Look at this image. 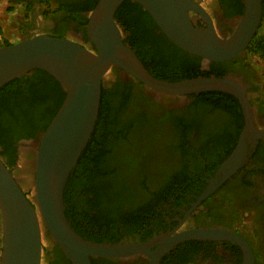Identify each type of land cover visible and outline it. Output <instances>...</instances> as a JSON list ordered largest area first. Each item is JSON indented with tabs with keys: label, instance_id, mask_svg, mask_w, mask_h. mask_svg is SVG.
<instances>
[{
	"label": "water",
	"instance_id": "obj_1",
	"mask_svg": "<svg viewBox=\"0 0 264 264\" xmlns=\"http://www.w3.org/2000/svg\"><path fill=\"white\" fill-rule=\"evenodd\" d=\"M124 0H98L87 13L86 33L92 48L65 36L35 33L0 46V87L34 69L46 71L60 84L65 95L44 131L32 147L34 196L30 200L14 174L0 157V264H41L42 230L71 264H92L91 257L126 260L141 253L158 264L174 244L188 240H229L242 250V264H254L249 244L235 231L221 227H198L172 231L147 242H95L82 237L64 214L63 190L69 174L85 148L94 127L105 75L120 69L156 95L186 97L206 90L234 95L241 106L244 126L229 155L198 201L224 182L247 158L249 145L264 141V130L254 120L252 105L239 77L198 76L180 81L154 77L134 50L124 43L114 17ZM148 12L159 29L177 47L197 55L203 62L225 61L241 54L252 41L262 16L261 0H242L243 12L229 35L216 31L207 11L193 0H133ZM197 13L206 26L190 15ZM24 149H28L24 147ZM159 244L154 252L150 247Z\"/></svg>",
	"mask_w": 264,
	"mask_h": 264
},
{
	"label": "flooded vegetation",
	"instance_id": "obj_2",
	"mask_svg": "<svg viewBox=\"0 0 264 264\" xmlns=\"http://www.w3.org/2000/svg\"><path fill=\"white\" fill-rule=\"evenodd\" d=\"M48 1V3H41L40 5L36 2L29 8V17L22 22L23 29L21 31L24 37L35 33L67 36L92 48L86 33V24H80V18H87L88 12L79 11L74 17L72 12L68 10L71 5L86 0ZM193 1L207 11L216 31L223 36L232 32L238 16L243 12L242 8V12L238 13V3L243 4L242 0L239 2L238 0ZM36 5L39 6L36 7ZM59 7L61 8L57 10ZM190 15L200 27L206 26V22L197 13L190 12ZM263 17L264 11H262L259 27ZM118 24L123 38L127 37L128 33L124 27L120 22ZM155 25L152 27L153 31L157 34L163 33L156 23ZM250 43L241 54L234 58L216 62L227 63L230 69L229 74L240 78L252 105L255 123L264 130V87L257 81L255 72L246 59L250 53ZM201 63L207 64L209 62L205 63L201 58ZM111 71L114 72L113 78L106 79L104 77V86H113L114 81L130 83L132 86L126 110L121 113L122 117L134 118L138 114L143 117V120L140 121L142 126L135 128L134 132L130 134L132 140L116 145L114 148L116 159L120 163L117 165L121 167V177L129 181L138 180L141 182V186L128 189L127 199L116 208L113 214L114 230L112 229L110 234L112 240L139 243L161 238L174 230L221 227L240 234L251 248L254 264H264V146L260 145L264 141L259 139L254 147L249 145L247 158L243 165L208 196L198 201L199 196L221 164L215 165L222 154L221 146L209 145L206 149L205 145L201 144L203 138L194 131L189 137L190 142L183 148H180L177 143L174 144L175 148L171 147L174 142L169 144L161 141L153 142L156 134H160V127H154L155 131L151 126L144 125V111L151 115L154 112L156 114V110L159 109L161 112L165 108L185 118L200 115L202 120L199 129L203 136L219 128L212 123L219 119L218 116H223L220 114H207L206 116L194 107L190 110L196 94H188L186 97L169 95L157 97L137 79L128 74H123L120 69ZM18 85L23 88L26 87L25 82ZM148 99L154 101V104H158L155 105L156 109H148L149 104L146 102ZM163 129L165 130V128ZM167 129L168 133L169 127ZM139 131L143 133L142 137L136 136ZM140 139L141 142L138 144L136 141ZM34 141L35 139L29 144H20L16 147L17 162L13 164L10 170L21 188L22 181L16 177L15 172L20 163L23 160L26 161L23 159L24 152L26 151L25 153L28 155L31 154L32 147L29 148L28 146ZM24 147L28 149H24ZM127 155L131 156V161L125 159ZM32 177L34 181V176ZM176 177H179L176 182L169 183ZM24 193L32 200L29 194L25 191ZM91 212L97 214L96 210H91ZM124 219L127 221L126 225H123ZM77 230L76 232L82 236V227L79 226ZM83 237L87 238L86 236ZM103 242L109 241L103 239ZM1 245L0 222V253ZM55 245L52 243L48 249L42 247V255L49 256L47 264H71L65 255L56 252ZM158 246L159 244L150 247V252H154ZM234 247L240 252L238 257L233 253ZM258 249H260L262 256L261 260L257 255ZM242 255L241 248L229 240L188 239L171 246L167 252L160 256L158 264H242ZM92 258L95 264H149L151 260V257L146 253L138 254L126 260L94 256Z\"/></svg>",
	"mask_w": 264,
	"mask_h": 264
},
{
	"label": "trees",
	"instance_id": "obj_3",
	"mask_svg": "<svg viewBox=\"0 0 264 264\" xmlns=\"http://www.w3.org/2000/svg\"><path fill=\"white\" fill-rule=\"evenodd\" d=\"M39 1L42 4L49 2ZM97 2L98 0H86L75 3L68 10L75 17L79 11L89 12ZM238 4V13H241L243 4L240 2ZM114 17L128 33V36L123 38L124 43L134 50L145 68L158 79L174 82L198 76L223 77L230 73L227 63L211 61L202 64L199 56L184 52L163 33H155L152 29L156 26L153 19L133 0H124L116 9ZM86 22V17L80 18V24L85 25ZM7 44L10 43L4 41L0 46ZM249 51L264 58V38L256 33ZM22 82H25V88L18 85ZM131 87L130 83L122 81H114L113 86L101 87L98 114L90 138L69 174L63 190L66 218L70 220L75 231H78L79 226L82 227V237L86 236L95 242H103V239L117 242V239L112 240L110 235L114 228L113 214L127 199V190L141 186L138 180L129 181L121 177V167L117 165L120 163L114 153L116 145L132 140L130 134L135 128L142 126L140 121L143 117L140 114L134 118H123L121 114L126 110ZM64 95L59 82L40 69H34L0 87V157L8 168L11 169L17 162L16 147L20 144H29L37 138L39 132L45 130L62 103ZM194 96L195 101L190 110L194 107L206 116L207 114L223 116H218L219 119L212 123L219 127L215 131L203 136L199 129L202 120L200 115L185 118L165 108L164 110L161 108V112L158 109L156 114L154 112L151 115L144 111V125L151 126L154 130V127H160V134L156 132L152 141L167 144L174 142L172 146L170 144L173 148L176 143L183 148L190 142L191 132H198L203 138L201 144H204L206 149L209 145L221 146L222 154L215 163L219 165L234 148L244 126L241 106L234 95L220 90L201 91ZM148 100H146L149 104L148 109H156L155 105L158 104H154L151 99ZM167 127L170 130L168 133ZM142 134L139 131L136 136L142 137ZM136 142L140 144L141 139ZM260 145L264 146V143ZM127 158H125L127 161H131V156L127 155ZM177 178L179 177L173 178L169 183L176 182ZM91 210H96L97 214H93ZM126 223L127 221L123 225ZM54 248L57 253L64 255L57 245ZM233 253L237 257L240 254L236 247ZM91 262L95 264L92 257Z\"/></svg>",
	"mask_w": 264,
	"mask_h": 264
},
{
	"label": "rangeland",
	"instance_id": "obj_4",
	"mask_svg": "<svg viewBox=\"0 0 264 264\" xmlns=\"http://www.w3.org/2000/svg\"><path fill=\"white\" fill-rule=\"evenodd\" d=\"M0 1H2V0H0ZM8 2H7V4H5V2H4L3 5H6V7H8L7 6ZM3 5L1 6V8H3ZM2 11L3 10L0 9V17L2 15ZM16 19H18V16L16 18H14V20L12 22L8 21V25L5 24V23H7V21L2 22L5 25V28H4V25H3V28H2V29H4V30H2V33L4 35V40L3 41H7L9 43H13V42H17L18 40L24 38V35H23L22 31L20 32V31L14 30V32H12L9 29V28H13L14 29V25H16V22L18 21ZM6 26H8V27H6ZM257 35L258 36H262L264 38V17L262 18L261 25H260L259 29L257 30ZM70 36H72V35H70ZM65 37H67V36H65ZM246 59H247L248 63L252 66V70L255 72V77H257V81L260 84H262L263 87H264V58H262V57H260L259 55H256V54L249 53L246 56ZM113 73L114 72L110 71L109 74H107L105 76L106 79H112L113 78ZM25 152H24L23 159H26V161L23 160L22 163H20V166L17 169V171L15 172V175H16V177L21 179V181H22L21 185H22L23 190L27 194H29V196L31 198H33L34 195H33V189H32V187H33V177L32 176H34V173H33V167H32V163H31L32 159H33V153L30 152L31 154L28 155ZM22 153H23V151H22ZM51 244H52V241L47 236L45 231L42 230V247L45 248V249H48L51 246ZM257 255L259 256V259L261 260L262 256H261V253H260V249L257 250ZM48 259H49V256L46 255V254H43L42 255V264H47Z\"/></svg>",
	"mask_w": 264,
	"mask_h": 264
},
{
	"label": "crops",
	"instance_id": "obj_5",
	"mask_svg": "<svg viewBox=\"0 0 264 264\" xmlns=\"http://www.w3.org/2000/svg\"><path fill=\"white\" fill-rule=\"evenodd\" d=\"M4 2L0 1V9L3 10L2 15L0 17V27L2 26L1 30H4L2 29L4 23L2 22L7 21V23L5 24L8 25V21L12 22L14 18L18 16V19H16L18 21L16 22V25H14V29L9 28L12 32H14V30L21 32V30L23 29L22 22L26 21L29 17V7L34 5L36 2V4H41L39 0H9L7 5L8 7H6V5H3ZM1 4L3 5V8H1ZM5 4H7V2ZM39 5H36V7H38Z\"/></svg>",
	"mask_w": 264,
	"mask_h": 264
},
{
	"label": "built area",
	"instance_id": "obj_6",
	"mask_svg": "<svg viewBox=\"0 0 264 264\" xmlns=\"http://www.w3.org/2000/svg\"><path fill=\"white\" fill-rule=\"evenodd\" d=\"M2 1H6V2H8L9 0H2ZM5 2V3H6ZM4 35H3V33H2V30H1V28H0V43L2 44L4 41Z\"/></svg>",
	"mask_w": 264,
	"mask_h": 264
}]
</instances>
